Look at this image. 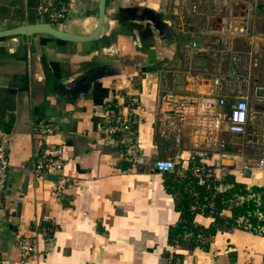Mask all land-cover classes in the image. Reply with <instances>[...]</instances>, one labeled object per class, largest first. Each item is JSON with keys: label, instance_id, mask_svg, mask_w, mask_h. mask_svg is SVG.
I'll return each mask as SVG.
<instances>
[{"label": "crops", "instance_id": "crops-1", "mask_svg": "<svg viewBox=\"0 0 264 264\" xmlns=\"http://www.w3.org/2000/svg\"><path fill=\"white\" fill-rule=\"evenodd\" d=\"M39 2L0 0V31L41 22ZM262 4L235 12L240 18L235 52L218 59L209 53L216 32L207 38L208 32L191 30L169 0H108L101 36L91 42L1 37L0 131L10 135V170L0 257L20 264L17 240L25 237L36 245L25 264H264V235L226 226L209 235L215 218L204 212L195 214L190 228L171 235L181 222L177 204L183 195L172 183L187 178L194 162L227 168L218 167L220 181L229 174L247 188L264 187V169L254 176L243 169L248 160L264 158V127L259 128L264 97L256 93L264 87V24L260 31L250 25L255 15L264 16ZM97 25L98 0H73L57 28L90 35ZM217 78L225 86V106ZM241 81L254 87L246 92L251 107L243 134L246 156L225 150L228 142L221 137L234 136L220 112L236 101ZM132 98L141 100L134 127L142 164L124 148L105 147L99 131L104 105L118 102L127 113ZM41 120L60 126L51 140L64 145L68 162L47 177L32 172L33 126ZM255 151L261 153L257 158ZM158 159L175 160L182 170L158 171ZM260 175L263 180L255 181ZM232 185L220 184L219 192ZM185 193L194 197L196 190L189 184ZM197 203L195 198L193 211ZM221 215L232 218L230 206Z\"/></svg>", "mask_w": 264, "mask_h": 264}, {"label": "built area", "instance_id": "built-area-1", "mask_svg": "<svg viewBox=\"0 0 264 264\" xmlns=\"http://www.w3.org/2000/svg\"><path fill=\"white\" fill-rule=\"evenodd\" d=\"M224 3L217 8L215 26L212 29L218 35L215 48L209 51L210 57L218 59L234 53L233 39L239 30V16L236 11L247 13L249 10L258 9L261 0H221ZM73 0H40L37 7L39 19L57 27L63 23L71 12ZM200 4L194 2L192 11L198 12ZM264 11V4H262ZM245 31L244 28L240 29ZM221 35V36H220ZM221 37V38H220ZM193 47L199 48V43L194 42ZM218 93L221 96L220 105L225 106L224 83L222 79H215ZM247 81H241L235 89L236 101L226 110L220 112V117L227 122V131L232 135H243L248 131V120L250 113L249 98L246 95ZM258 89V88H257ZM257 91V90H256ZM141 105V100L132 98L126 105L127 113L119 110L120 105L115 101H108L103 107V115L99 122L101 141L105 147L124 148L129 156L134 158L138 164L145 162V159L137 154L136 130L134 127V112ZM34 133L37 137V148L34 152L33 175L35 177H47L57 175L58 172L66 169V151L63 144L55 143L51 137L60 132L58 123L52 120H41L34 124ZM9 143L10 135L5 131H0V214L6 201V193L9 184ZM224 146V145H223ZM178 163L172 159H158L154 162V168L161 172H171L178 170ZM245 172L255 175L260 169H264V158H260L254 164L248 160L244 165ZM189 173L199 179L203 184L207 180L215 182L220 180L218 171L215 173L207 164L194 162L188 169ZM246 195H236L229 200L228 207L232 210L234 206L244 205L253 202L254 208L241 215L236 223L237 228L264 235V206L262 194L254 193L249 187ZM218 190L215 184L212 191ZM198 196L196 192L194 194ZM206 206V205H204ZM211 207L214 203L210 204ZM256 219V221H254ZM17 247L20 250V264H25L36 252V245L33 241L25 237H19ZM0 264H11L8 259L0 257Z\"/></svg>", "mask_w": 264, "mask_h": 264}, {"label": "trees", "instance_id": "trees-1", "mask_svg": "<svg viewBox=\"0 0 264 264\" xmlns=\"http://www.w3.org/2000/svg\"><path fill=\"white\" fill-rule=\"evenodd\" d=\"M63 42L62 40H59ZM198 162V161H196ZM247 176H251L250 173L247 174ZM175 178V176H170V179ZM173 186H175L177 189H180L183 192L182 199H180L179 203L177 204V209L181 212V222L180 224L171 229V235H177L178 233L184 232L186 230L185 226L190 228L192 221L194 219V216L196 213L204 212L206 215H212L215 218L214 225H212L209 229V235H214L217 233L218 230H222L223 228L228 227H237V219L247 213L249 209L254 208L253 202L246 203L244 205L240 206H234L232 209L233 216L230 219H227L221 215L222 211L226 206L228 205L229 200L233 199L236 195H246L248 193L247 186L245 184L239 183L236 181V176L234 175H226L223 179V181L219 180L216 182V184H233L232 188L228 191H225L223 193L218 192L215 195L214 201V207H210V199L213 196L212 192L209 190V185L211 182L207 180L205 183L200 184L199 179L197 177H194L192 174H189L187 178L183 179L181 183H172ZM192 184L198 193L199 196V202L200 207L198 206L195 211L192 210V206L195 204V197H190L185 193V188ZM175 187L174 189H171V187L168 186V191L171 193H175ZM252 191L254 193H260L262 194L263 198V206H264V187H252ZM201 205H206V209H201ZM256 221V219H254ZM168 263V262H166Z\"/></svg>", "mask_w": 264, "mask_h": 264}, {"label": "rangeland", "instance_id": "rangeland-1", "mask_svg": "<svg viewBox=\"0 0 264 264\" xmlns=\"http://www.w3.org/2000/svg\"><path fill=\"white\" fill-rule=\"evenodd\" d=\"M194 2H197L200 4V11L198 12H193L192 11V5L194 4ZM224 2L221 0H169V6H171L172 9L177 8L178 12H180V14H182V16H184V21L186 22V26L190 27V24H192L191 26V30H194L197 33H202V31H206L208 32L207 38H211L213 35L211 32L212 28L215 24V17L214 15L217 12V8H219L220 6H222ZM264 24V16L263 15H255V17H253L250 21V25L255 26V28L257 30H261L262 29V25ZM202 35V34H201ZM205 36V35H204ZM238 42L240 43H245L246 40L244 38H238ZM263 59L262 62V66H264V54L262 55V57H260ZM263 71V69H261V72ZM230 136V135H229ZM222 138H226L228 145L227 148L225 150H230L231 152H235L238 151L241 154H245L248 155V149L246 147V143H247V139L244 137V135H234V136H230L228 138V135L225 136H221ZM251 155L254 158H257L261 155V153L259 151H255L252 152ZM229 165L233 164V163H227ZM211 169H213V171L216 173L218 170V167L221 165H209L207 164ZM222 167V166H221ZM178 170H182L180 164L178 163L177 165ZM223 168V167H222ZM224 172L228 171L227 168H223L222 169ZM240 173H242L240 171ZM263 176V175H260ZM220 177V176H219ZM221 179V177H220ZM219 181V180H217ZM216 181V182H217ZM211 184L209 185V190L211 191L214 186H215V182L210 181ZM218 186V190H214V192H212L213 196L210 199V204L214 203L213 199L215 198V195H217L216 193H218L220 191V185L217 184ZM197 200V206H200V200H199V196H195ZM211 207V206H210ZM214 207V206H213ZM212 207V208H213ZM202 209H206V206L201 205Z\"/></svg>", "mask_w": 264, "mask_h": 264}, {"label": "water", "instance_id": "water-1", "mask_svg": "<svg viewBox=\"0 0 264 264\" xmlns=\"http://www.w3.org/2000/svg\"><path fill=\"white\" fill-rule=\"evenodd\" d=\"M107 6H108V0H98V25L96 30L90 35H79L77 33L63 31L51 25L50 23L41 21L30 25H24L14 29L0 31V38L14 37L19 35L25 37H31L34 35H45L66 42H75V43L91 42L101 36V32L105 24ZM256 93L258 96L264 97V87L258 88Z\"/></svg>", "mask_w": 264, "mask_h": 264}, {"label": "flooded vegetation", "instance_id": "flooded-vegetation-1", "mask_svg": "<svg viewBox=\"0 0 264 264\" xmlns=\"http://www.w3.org/2000/svg\"><path fill=\"white\" fill-rule=\"evenodd\" d=\"M248 86H249V87H247V92H248V94H250L251 91H254V90H253L254 87H251L250 82L248 83ZM261 112H262V114H264V106L261 108ZM262 127H264V123L259 124V128H262Z\"/></svg>", "mask_w": 264, "mask_h": 264}, {"label": "bare ground", "instance_id": "bare-ground-1", "mask_svg": "<svg viewBox=\"0 0 264 264\" xmlns=\"http://www.w3.org/2000/svg\"><path fill=\"white\" fill-rule=\"evenodd\" d=\"M254 180H255V181H256V180H263V177H262V176H257Z\"/></svg>", "mask_w": 264, "mask_h": 264}]
</instances>
